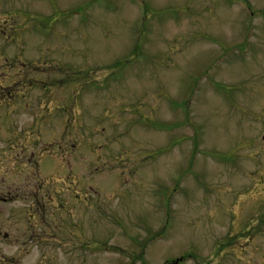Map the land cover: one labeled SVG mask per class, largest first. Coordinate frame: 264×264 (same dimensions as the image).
<instances>
[{
  "label": "rangeland",
  "instance_id": "1",
  "mask_svg": "<svg viewBox=\"0 0 264 264\" xmlns=\"http://www.w3.org/2000/svg\"><path fill=\"white\" fill-rule=\"evenodd\" d=\"M14 79L28 100L12 127L20 97L0 107V143L46 81L51 121L23 134L76 144L41 168L82 193L57 213L51 264L240 262L215 247L264 211L249 176H264V0H0V83ZM71 101L75 123L57 108Z\"/></svg>",
  "mask_w": 264,
  "mask_h": 264
},
{
  "label": "flooded vegetation",
  "instance_id": "2",
  "mask_svg": "<svg viewBox=\"0 0 264 264\" xmlns=\"http://www.w3.org/2000/svg\"><path fill=\"white\" fill-rule=\"evenodd\" d=\"M22 66L25 68L26 64ZM11 69H15V75L20 76L22 70L19 67L12 65ZM25 71L29 72L26 69ZM14 80L12 85L9 82H7L8 85L0 83V98L8 99V102L0 99V107L10 105L16 96L20 97L12 104V114L5 115V118L9 117L11 127L13 126L11 119L21 110L20 100L24 101L28 96L23 91L19 93L20 86L17 79ZM42 83L45 94L37 105L35 103L30 105L28 101L25 103L26 112L31 117L28 126L14 131L15 139L0 143V209L3 217L0 220V264H51V261L56 259L60 253H66L67 241L52 236L53 233L57 234L61 230L60 222L55 223V221L58 214L60 219L64 218L68 198L71 201L76 195V202H78L79 185L77 182L75 186L68 187L66 181L61 180L62 186L60 190H57L52 186L59 185L58 179L43 174L41 171V168L48 172L53 170L47 168L46 160L53 158L54 149L58 152L59 150L61 152L72 151L76 148V144L36 142L37 145H31L23 134L26 129L36 124L38 126L48 125L51 121V83L46 81ZM26 84L29 83H22V86ZM41 104L48 111V115L44 116L43 120L38 119L41 116V111H39ZM69 104L63 102L57 108L66 116V121L75 123L78 120L76 110L78 103L71 101ZM42 159H45L44 163H41ZM249 176L253 182L264 181V179L255 178L259 176L257 173L249 174ZM259 184L260 182L256 185ZM262 190L264 193V188ZM255 200L260 201L259 198ZM9 205L12 206L7 210ZM260 207L264 208V198L260 202ZM253 213L249 214L246 221L247 228L254 229L252 235H240V237L227 240L228 242H218L220 246L215 247V251L220 250L218 254L235 257L240 260L237 264H264V238L258 236L261 233L259 228L264 226V211L261 216H258L260 212ZM54 223L55 229L52 231ZM256 228L259 230H255ZM218 254L214 252L213 256H218Z\"/></svg>",
  "mask_w": 264,
  "mask_h": 264
},
{
  "label": "bare ground",
  "instance_id": "3",
  "mask_svg": "<svg viewBox=\"0 0 264 264\" xmlns=\"http://www.w3.org/2000/svg\"><path fill=\"white\" fill-rule=\"evenodd\" d=\"M65 179H67V177H65Z\"/></svg>",
  "mask_w": 264,
  "mask_h": 264
}]
</instances>
